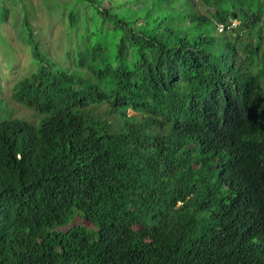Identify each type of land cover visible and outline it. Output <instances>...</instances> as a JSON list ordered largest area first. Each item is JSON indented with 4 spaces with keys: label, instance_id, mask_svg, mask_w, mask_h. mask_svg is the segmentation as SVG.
Instances as JSON below:
<instances>
[{
    "label": "trees",
    "instance_id": "1",
    "mask_svg": "<svg viewBox=\"0 0 264 264\" xmlns=\"http://www.w3.org/2000/svg\"><path fill=\"white\" fill-rule=\"evenodd\" d=\"M199 1L64 0L69 65L24 20L0 264H264V0Z\"/></svg>",
    "mask_w": 264,
    "mask_h": 264
},
{
    "label": "rangeland",
    "instance_id": "2",
    "mask_svg": "<svg viewBox=\"0 0 264 264\" xmlns=\"http://www.w3.org/2000/svg\"><path fill=\"white\" fill-rule=\"evenodd\" d=\"M194 2L196 9H202L199 0ZM63 8L71 9L64 0H0V120L12 116L26 118L33 123L40 120V114L33 108L12 97L15 81L36 65L31 45L26 40L28 32L24 20L29 23L28 31L39 50L60 64L69 65L72 59L67 53L74 44L69 38L73 39L75 33L68 34V11L63 12ZM76 223L90 227L93 224L81 217L73 220L72 224Z\"/></svg>",
    "mask_w": 264,
    "mask_h": 264
},
{
    "label": "clouds",
    "instance_id": "3",
    "mask_svg": "<svg viewBox=\"0 0 264 264\" xmlns=\"http://www.w3.org/2000/svg\"><path fill=\"white\" fill-rule=\"evenodd\" d=\"M233 22H235V24H233ZM233 22H232V26H236L237 24H238V20H233ZM221 26V25H220ZM221 30H223V29H221ZM65 65V64H64ZM23 104V103H22ZM32 108V107H31ZM132 112V113H131ZM129 113L130 114H133L134 112L132 111V110H129ZM12 117H14V116H12ZM15 117H17V116H15ZM10 118V117H9ZM21 118V117H20ZM4 119H6V118H4ZM26 119V118H25ZM3 120V119H2ZM92 226L91 227H94V225L93 224H91ZM90 227V226H89Z\"/></svg>",
    "mask_w": 264,
    "mask_h": 264
},
{
    "label": "built area",
    "instance_id": "4",
    "mask_svg": "<svg viewBox=\"0 0 264 264\" xmlns=\"http://www.w3.org/2000/svg\"><path fill=\"white\" fill-rule=\"evenodd\" d=\"M233 24H235V22H233ZM223 27H224V26H223V25H221V26H220V30H221V29H223Z\"/></svg>",
    "mask_w": 264,
    "mask_h": 264
},
{
    "label": "bare ground",
    "instance_id": "5",
    "mask_svg": "<svg viewBox=\"0 0 264 264\" xmlns=\"http://www.w3.org/2000/svg\"><path fill=\"white\" fill-rule=\"evenodd\" d=\"M252 112V111H251ZM250 113V112H249ZM251 114V113H250ZM255 114V113H254Z\"/></svg>",
    "mask_w": 264,
    "mask_h": 264
}]
</instances>
